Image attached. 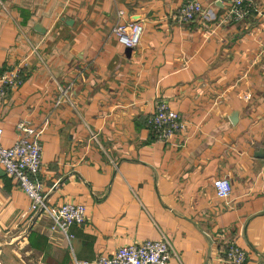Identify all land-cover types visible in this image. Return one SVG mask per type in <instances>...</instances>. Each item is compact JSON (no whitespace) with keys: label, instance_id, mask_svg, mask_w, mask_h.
I'll use <instances>...</instances> for the list:
<instances>
[{"label":"crops","instance_id":"1","mask_svg":"<svg viewBox=\"0 0 264 264\" xmlns=\"http://www.w3.org/2000/svg\"><path fill=\"white\" fill-rule=\"evenodd\" d=\"M186 1L0 0V76L27 62L0 98V142L26 122L48 203L88 214L70 240L52 231L0 165V264H73L164 237L167 264H229L231 244L264 264V0L241 17L233 0H196L204 12L182 21ZM120 21L142 23L138 46L119 41ZM159 102L186 122L168 142L148 125Z\"/></svg>","mask_w":264,"mask_h":264},{"label":"built area","instance_id":"2","mask_svg":"<svg viewBox=\"0 0 264 264\" xmlns=\"http://www.w3.org/2000/svg\"><path fill=\"white\" fill-rule=\"evenodd\" d=\"M245 0H233L231 12L235 17L244 15ZM204 12L203 6L196 0L186 1L179 9V18L182 21H191ZM121 10L119 15L122 16ZM113 32L127 47H136L140 44L143 25L138 21H120L116 23ZM27 62L13 67L0 76V98L4 99L11 89L18 88L23 79L22 68ZM69 88L63 89V97H67ZM149 126L159 142H168L174 135L186 128L180 113L165 102L157 103L154 113L149 117ZM18 136L11 147H5L0 142V165L12 177L18 187L31 199L30 211L34 214H46L52 219L51 230L65 234L69 240L73 237L69 229L73 224H83L88 219L83 204L67 202L61 206H51L41 186L36 183L32 175L42 167L43 145L36 140H30L33 129L22 121L17 126ZM3 129L0 127V139ZM218 182L226 184V195L221 196ZM217 196L228 199L232 194V184L228 176H220L213 181ZM170 241L164 237L159 240H144L139 243L120 246L111 255H99L94 260H79L75 258L73 264H167L174 255ZM246 252L236 244H231L226 250V262L229 264H244Z\"/></svg>","mask_w":264,"mask_h":264},{"label":"clouds","instance_id":"3","mask_svg":"<svg viewBox=\"0 0 264 264\" xmlns=\"http://www.w3.org/2000/svg\"><path fill=\"white\" fill-rule=\"evenodd\" d=\"M218 187L221 190L220 193H219V195H221V196L226 195V188H227L226 184H224L222 182H218Z\"/></svg>","mask_w":264,"mask_h":264},{"label":"water","instance_id":"4","mask_svg":"<svg viewBox=\"0 0 264 264\" xmlns=\"http://www.w3.org/2000/svg\"><path fill=\"white\" fill-rule=\"evenodd\" d=\"M0 250H2V246L0 245Z\"/></svg>","mask_w":264,"mask_h":264},{"label":"trees","instance_id":"5","mask_svg":"<svg viewBox=\"0 0 264 264\" xmlns=\"http://www.w3.org/2000/svg\"><path fill=\"white\" fill-rule=\"evenodd\" d=\"M149 125V124H148ZM150 127V126H149Z\"/></svg>","mask_w":264,"mask_h":264}]
</instances>
